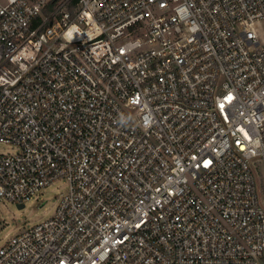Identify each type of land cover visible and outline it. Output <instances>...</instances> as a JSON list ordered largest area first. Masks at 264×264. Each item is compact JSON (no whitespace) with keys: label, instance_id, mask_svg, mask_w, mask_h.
<instances>
[{"label":"built area","instance_id":"2783aa9c","mask_svg":"<svg viewBox=\"0 0 264 264\" xmlns=\"http://www.w3.org/2000/svg\"><path fill=\"white\" fill-rule=\"evenodd\" d=\"M259 22L264 0H0V199L67 186L0 264H264Z\"/></svg>","mask_w":264,"mask_h":264},{"label":"rangeland","instance_id":"374dc122","mask_svg":"<svg viewBox=\"0 0 264 264\" xmlns=\"http://www.w3.org/2000/svg\"><path fill=\"white\" fill-rule=\"evenodd\" d=\"M254 28L260 39L264 40V22L255 24ZM16 152V147L0 142V153ZM66 192V182L60 178L40 189L23 207L19 208L9 200L0 199V246L9 237L47 220L53 214L58 200Z\"/></svg>","mask_w":264,"mask_h":264},{"label":"water","instance_id":"95a60500","mask_svg":"<svg viewBox=\"0 0 264 264\" xmlns=\"http://www.w3.org/2000/svg\"><path fill=\"white\" fill-rule=\"evenodd\" d=\"M17 206L20 208V207H23L24 205L23 204H17Z\"/></svg>","mask_w":264,"mask_h":264}]
</instances>
